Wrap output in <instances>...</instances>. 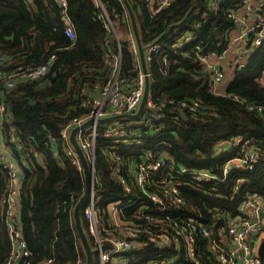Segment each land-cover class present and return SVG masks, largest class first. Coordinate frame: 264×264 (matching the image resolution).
<instances>
[{"label":"trees","instance_id":"obj_1","mask_svg":"<svg viewBox=\"0 0 264 264\" xmlns=\"http://www.w3.org/2000/svg\"><path fill=\"white\" fill-rule=\"evenodd\" d=\"M128 2L142 45L146 50L153 43L159 45L147 60L150 88L141 116L152 120L137 127L142 134L140 143L129 148L102 133L98 136L97 204L107 220L106 207L128 198L122 176L132 186L131 196L137 199L127 214L131 216L135 207L142 206L136 223H141V215H158V204L145 196L155 186L140 187L134 172V167L146 159L147 151L152 150L158 159L165 158L173 166L176 195L182 201L160 214L169 213L178 221L202 215L208 222L225 225L230 217L240 214L239 206L245 198L254 196L264 203V42L254 46V34L248 36L250 52L245 54L246 61L236 65L225 92L219 93L213 89L212 72L205 58L230 47L231 32L239 28L232 12H244L242 0H172L156 12L150 0ZM61 8L57 0H0V51L6 55L0 61L3 74L43 64L52 54L56 56L38 79L17 80L11 87L0 79V92L8 107L3 129L13 156L25 161L18 214L31 250L29 257L44 264H74L81 252L85 264L86 254L74 220L75 206L85 189L84 169L81 171L72 162L60 131L73 119L89 113L90 106L82 105V101L97 93V86L107 83L120 48L122 77L131 78L137 73L138 54L123 0H66L75 39L65 32L68 23ZM104 10L115 29L105 27ZM180 40L183 44L178 46ZM137 119H132L133 125ZM111 123L102 121L101 127ZM11 133L17 142H10ZM240 135L249 142L234 149L230 141ZM243 148L248 153L257 150V160L252 168L233 164L224 181L191 184L190 178L180 173L188 167L221 174L230 154L243 155ZM8 183L9 172L0 163V264H5L12 244L3 202ZM164 194L165 201L172 203ZM83 212L82 208L86 229ZM90 240L94 248L93 238ZM158 246L143 238L141 250L120 255L129 259V264L173 257L169 248ZM259 255L264 259V239ZM197 259L199 264H221L205 241Z\"/></svg>","mask_w":264,"mask_h":264},{"label":"built area","instance_id":"obj_2","mask_svg":"<svg viewBox=\"0 0 264 264\" xmlns=\"http://www.w3.org/2000/svg\"><path fill=\"white\" fill-rule=\"evenodd\" d=\"M153 6V11H158L172 0H150ZM61 8V13L67 19L68 25L65 28L66 34L72 38H76V33L73 24L70 23L66 13V0H58ZM244 12L234 10L232 15L240 27L238 38H248L254 34L252 43L255 46H260L264 42V0H242ZM102 15L105 17V27L108 30L115 29L114 24L109 14L104 10ZM252 15V20H247V17ZM250 18V17H249ZM189 39V36L186 40ZM248 43V42H247ZM183 40L178 41L177 45L181 46ZM134 50L138 54L137 73L126 78L121 76V48L119 54L115 55L116 60L113 65L112 73L107 83L101 87L97 86L95 94L87 95L82 105L90 106L91 110L83 117L75 118L62 127L60 134L65 141L64 148L67 154L71 157L82 171L83 164L79 153L74 147L70 135L71 129L82 124L84 121L91 119L85 126L81 127L77 133V139L84 150L88 162L92 170V186L90 196L85 203L84 217L86 219V231L93 238L95 257L97 264H129V259L122 258L121 253L138 248L141 250V239L145 238L159 245L161 248H169V259L153 260L148 264H199L197 259L198 253L204 247L209 246L210 250L216 252L221 264H264V259L259 255V250L256 247V237L259 236L264 229V203L260 198L250 196L244 199L240 204L241 216L235 215L230 217V221L223 225L218 221L208 222L202 215H194L184 217L178 221L169 213L160 214V211L169 210L172 205H180L181 198L176 195L178 185L174 181V168L165 159H158L156 153L152 150L147 151L146 159L139 162L134 167L136 184L140 187L147 184L154 185L152 192L146 193V197L155 201L159 206L158 215L149 214L146 217L141 215V223H136L135 218L139 217V211L142 206L135 207L132 215L129 216L126 212L128 208H132L137 203V199L131 196L132 186L129 181L122 177L125 190L128 192V198L111 202L106 211L109 217L106 220L97 204L96 187L97 174L95 167L96 141L100 133L103 136L112 138L114 142H120L129 148L134 144L140 143L142 134L137 127H143L149 124L150 118L135 120L133 125L132 119H113L111 124L106 127H101L103 117L119 114L133 113L138 109V106L143 97L146 85V73L144 72L139 59L137 45L134 43ZM159 45L153 44L147 51V57L150 59L152 51H158ZM225 52V51H224ZM218 55L222 59L225 53ZM56 56L52 54L43 64L28 68L19 67L10 74H3L0 69V79L4 78L6 83L11 87L15 85L17 80L32 81L46 74L49 67L54 63ZM6 59V55L0 51V61ZM208 58H205V61ZM212 82H220L225 75L222 65L218 64L213 67ZM150 104H152L150 102ZM186 105V102H183ZM198 103H195L193 108ZM262 110V106H254ZM8 115V107L5 97L0 92V163L9 172V183L7 194L3 198L5 203V218L8 232L11 237L10 254L5 264H44L45 261L34 262L26 239L21 230L18 207L20 202V177L19 165L13 161L9 153L12 154L7 142L6 135L3 129V123ZM159 118L160 115H156ZM136 119V118H134ZM133 126V127H132ZM10 142H17L16 135L10 134ZM232 142V147L239 148L248 143L244 135L238 136ZM232 147L230 148L232 150ZM118 156L117 153H114ZM230 154V159L223 166L222 173L216 174L208 170H199L196 168L183 167L180 170L181 175L190 178V183L204 182L213 179L224 181L227 175L231 172L232 165L245 168H252L253 163L258 158V151L248 153L243 148V155ZM13 156V154H12ZM14 157V156H13ZM119 157V156H118ZM20 166H25V161L21 160ZM169 173L171 178L169 177ZM157 183V184H156ZM164 193H167L172 203H167ZM142 204V200H141ZM254 214V217L250 216ZM203 239V241L201 240ZM159 249V250H160ZM178 254V255H177ZM29 257V258H28ZM84 258L79 252L74 264H83ZM95 264V261H94Z\"/></svg>","mask_w":264,"mask_h":264},{"label":"water","instance_id":"obj_3","mask_svg":"<svg viewBox=\"0 0 264 264\" xmlns=\"http://www.w3.org/2000/svg\"><path fill=\"white\" fill-rule=\"evenodd\" d=\"M123 2L125 3L128 11H129V14H130V18H131V22H132V26H133L134 38H135V41L137 44L141 66H142L144 72L146 73V85H145V89H144V93H143V97L141 99V102L138 106V109L135 112H133V113L132 112L131 113H119V114L103 117L100 119L101 121H111L113 119H127V120H129V119L141 117L143 114L144 108L147 104L148 95H149V88H150V77L149 76H150V74H149V71L147 68V60H148L147 51L149 48L146 50L145 47L142 45L139 30H138L136 19H135V14H134L128 0H123ZM153 44H151V45H153ZM150 46H148V47H150ZM90 121H91V119H88V120L84 121L82 124L74 126L71 129V135H70L71 141H72L74 147L76 148L77 152L80 155V158H81V161L83 164V169H84V177H85L84 192L80 196L79 201L77 202L75 209H74L75 225H76L81 243L83 245V248H84V251L86 254V263L85 264H94V261H95V250L92 246L90 237H89L85 227L83 226V220H82V215H81L82 208L85 205V203L87 202V200L90 196V193H91L90 190H91V186H92V170H91V166L88 162L87 156H86L84 150L82 149V147H81V145L77 139V133L81 127L85 126ZM263 215H264V213L261 212V216H263Z\"/></svg>","mask_w":264,"mask_h":264},{"label":"crops","instance_id":"obj_4","mask_svg":"<svg viewBox=\"0 0 264 264\" xmlns=\"http://www.w3.org/2000/svg\"><path fill=\"white\" fill-rule=\"evenodd\" d=\"M57 2H58V0H57ZM151 2V1H150ZM59 3V2H58ZM250 17V18H249ZM249 17H247V20H249V21H251L252 20V15H249ZM239 33H240V29H239V31L236 33V35H235V37H234V41L236 42V45H235V51H234V53H236V55H238V58L240 59V58H246L247 56L245 55V54H248L249 52H250V49L249 48H247L248 47V45H249V43L247 44V42H248V39H247V37H245V38H238L237 39V37H238V35H239ZM135 43V45H137L136 44V41H135V38L133 37V44ZM230 44H231V42H230ZM253 44V43H252ZM254 45V44H253ZM255 46V45H254ZM228 50V49H227ZM227 50L224 52L225 53V55H224V57L222 58V59H219L218 58V55L219 54H216V55H211V56H209L208 57V59L206 60V64H207V66H208V68L211 70V72H213V67L215 66V65H218V64H220V65H222V62L223 61H225V58H226V55H227ZM249 50V51H248ZM140 59V58H139ZM228 60H226V62H227ZM230 61V60H229ZM237 61V60H236ZM235 61V62H236ZM230 64V66L229 67H232V65H231V62L229 63H227V65H229ZM241 64L243 65L244 64V61L243 62H241ZM234 71H235V69H234ZM234 71H228L227 72V74H230V75H233V73H234ZM226 76V74L224 75V77ZM233 78V77H232ZM224 79V78H223ZM222 79V80H223ZM221 80V81H222ZM220 81V82H221ZM263 81H264V74H263ZM220 82H218V83H213V89L214 90H216L217 92H219V93H224L225 92V90H226V86L225 85H219V83ZM95 91H96V89H95ZM92 94H94V93H92ZM9 156H10V158L13 160V161H15V162H17V164L19 165V177H20V181H21V178H22V175H23V167L22 166H20V164H21V161H17L16 160V158L15 157H13L12 156V154L11 153H9ZM250 216H252V217H254V214L253 213H250ZM263 232H264V229L261 231V233L259 234V236H257L256 237V247H257V250H259V247H260V244H261V241L264 239V236H263Z\"/></svg>","mask_w":264,"mask_h":264},{"label":"rangeland","instance_id":"obj_5","mask_svg":"<svg viewBox=\"0 0 264 264\" xmlns=\"http://www.w3.org/2000/svg\"><path fill=\"white\" fill-rule=\"evenodd\" d=\"M240 27L236 30H232L231 32V44H230V47L228 48L227 50V55H226V58H225V61L222 62V68H223V71L225 72L226 76L224 77V79L219 83V85H225L226 88L228 87L230 81L232 80V77L233 75H230V74H227L228 71H234V69L236 68V65L238 63H241V62H245L247 58H238V55H236V53H234L235 51V45H236V42L234 41V37L236 35V33L239 31ZM248 44V43H247ZM226 60H228L226 62ZM230 60V61H229ZM237 60V61H236ZM236 61V62H235ZM230 63L231 62V65L232 67H229V65H227V63ZM242 214V213H241ZM88 233V232H87ZM89 235V234H88ZM263 236H264V232H263ZM90 237V236H89Z\"/></svg>","mask_w":264,"mask_h":264}]
</instances>
